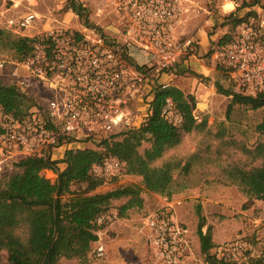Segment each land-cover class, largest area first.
<instances>
[{"label": "built area", "instance_id": "2783aa9c", "mask_svg": "<svg viewBox=\"0 0 264 264\" xmlns=\"http://www.w3.org/2000/svg\"><path fill=\"white\" fill-rule=\"evenodd\" d=\"M129 19V34L141 50H118L106 37L88 30L81 39L67 28L47 30L36 37L32 52L20 59H1L0 72L10 76L34 104L22 118L0 106V183L16 170V162L31 156H53L77 144L100 143L140 128L150 116V101L158 87H166L165 74L176 73L182 59L195 51L192 36L180 34L186 14L202 13L195 0H109ZM38 0H0V27L23 35L39 18ZM215 12L225 6L254 9L263 0H212ZM15 11L17 17L9 15ZM204 21L212 19L205 9ZM256 10V9H254ZM214 12V11H213ZM256 18L237 28L235 38L215 51L231 83L244 94L264 90V46L254 30ZM262 25V24H261ZM264 26V24L262 25ZM88 33V34H87ZM25 36V35H23ZM80 36V35H79ZM51 39V41H46ZM217 50V47L215 48ZM37 92V94H33ZM170 98L163 113L172 120ZM122 163L110 157L95 165L96 175L116 176ZM180 204V202H178ZM117 210L97 219L113 224ZM152 264H185L189 252L188 229L178 220L174 204L167 202L145 219ZM104 227L96 229L95 253L103 257ZM245 243L240 240L217 247V257L240 261Z\"/></svg>", "mask_w": 264, "mask_h": 264}, {"label": "rangeland", "instance_id": "374dc122", "mask_svg": "<svg viewBox=\"0 0 264 264\" xmlns=\"http://www.w3.org/2000/svg\"><path fill=\"white\" fill-rule=\"evenodd\" d=\"M195 1L203 7L202 13L197 14L191 9L179 29L180 34L187 36L188 27H193L189 22L190 18L207 15L206 8L212 11V19L204 23L210 25L209 32L219 33V40L226 32L236 29L237 25L234 27L232 20L223 18L230 13L229 11L224 14L215 12L212 0ZM38 2L35 10L39 18L35 27L23 32L25 36L34 37L47 30L67 28L82 39L83 34L89 30L92 36H94L92 33H95L108 38L118 50H141L129 34V19L109 0H76L79 11L68 7L69 0ZM256 8L258 21L254 24V30L260 34L264 24V3ZM225 9H232V5H226ZM250 10L238 6L232 12L240 17ZM9 15L18 16L14 10L10 11ZM212 50L206 56L215 63L214 74L207 77L196 74L199 82L206 85V104L201 111H194L200 127L190 133H184L179 144L168 149L162 157L152 163L153 166H161L166 162H173L176 165L170 194L147 189L143 177L127 172L125 167H122L115 177L106 176L97 192L136 184L141 187L143 206L129 209L126 215L119 216L113 224L104 227L106 232L103 234V242L106 251L103 257L96 255V243L93 242L87 257L62 258V264H152L148 243L149 231L145 219L149 213L167 202L174 204L178 220L188 229L190 248L185 264H211L201 252L198 235L201 216L205 218L203 232L210 228L215 242V246L210 250L211 254L216 256V249L222 244L240 240L245 243V247L241 252L240 261L232 263L264 264V198L251 197L239 184L232 182L227 173L233 166L250 169L262 165L264 159L253 156L247 150L264 143V133L258 129V126L264 123V108L252 109L235 104L231 114L227 116V106L231 97L219 93L216 83L224 88L239 90L230 82L219 57L216 59ZM0 58L17 59L18 56L9 48L0 46ZM5 75L0 72V80L11 83V77ZM191 75L193 74L180 71L173 80H166L164 77L163 81L173 85ZM33 94L38 96L37 92ZM172 115L179 118L175 110L172 111ZM90 145L93 146L89 143ZM149 146V141L144 142L139 148L140 152L143 153ZM42 173L52 181H55L58 175L52 169H45ZM126 201L127 198L114 199L111 210H117Z\"/></svg>", "mask_w": 264, "mask_h": 264}, {"label": "trees", "instance_id": "16d2710c", "mask_svg": "<svg viewBox=\"0 0 264 264\" xmlns=\"http://www.w3.org/2000/svg\"><path fill=\"white\" fill-rule=\"evenodd\" d=\"M68 7L79 11L76 0H69ZM252 17L258 21L255 10L240 17L235 12L223 16L237 27L221 36L214 52L221 51L230 43L236 36L237 28ZM257 39L264 46V26ZM37 40L36 36L16 35L0 27V46L9 48L20 59L32 52ZM216 87L219 93L231 97L227 116L235 104L252 109L264 108V90L248 95L224 88L218 82ZM168 98L172 100V109L178 113L179 121L163 113ZM197 102L194 93H187L175 85L160 86L150 101V116L140 128L128 130L119 138L104 139L93 146L77 144L66 149L60 160L36 155L17 161L16 170L0 183V264H62V258L83 259L98 238L96 229L108 225L98 226L97 219L111 209L114 199L127 198L117 209L120 217L133 207L141 208L144 199L141 187L136 184L106 192L96 191L107 177L96 175L93 167L103 164L107 158L114 157L127 172L141 175L147 189L170 194L176 165L166 162L153 166L152 163L179 144L184 133L200 127L194 112ZM33 104L32 97L22 93L14 84L0 80V106L6 112L22 118ZM258 129L264 133V123ZM146 141L150 142V146L142 153L139 148ZM247 152L264 159V143ZM45 169L57 172L55 181L42 173ZM227 173L231 181L239 184L251 197L264 198V161L262 165L250 169L233 166ZM204 225L205 218L201 216L198 235L201 252L207 260L211 264H235L211 254L215 242L210 228L203 232Z\"/></svg>", "mask_w": 264, "mask_h": 264}, {"label": "crops", "instance_id": "0c3cea01", "mask_svg": "<svg viewBox=\"0 0 264 264\" xmlns=\"http://www.w3.org/2000/svg\"><path fill=\"white\" fill-rule=\"evenodd\" d=\"M254 9H257L256 7ZM227 11L231 9H226ZM257 11V10H255ZM194 19V20H193ZM205 15L190 18L189 22L192 23L193 27H188L187 36H192L196 41L195 51L187 54L181 61L176 70V73L165 74L166 80H173L178 76V72H185L186 74H193L189 77H184L182 82L173 83V85L181 88L187 93H194L197 97V108L196 111H201L204 108L205 102V89L206 85L199 82L197 75L201 76H212L216 70L213 59L206 56L211 49L217 47L219 41V33L209 32L210 25L204 23ZM213 54V53H212ZM214 57L217 59V54L214 52ZM197 74V75H196ZM163 77V78H164ZM85 146V145H80ZM89 146V144H86ZM91 146V145H90ZM65 150H54L52 159L60 160L63 158ZM61 167H64L62 163H59Z\"/></svg>", "mask_w": 264, "mask_h": 264}]
</instances>
